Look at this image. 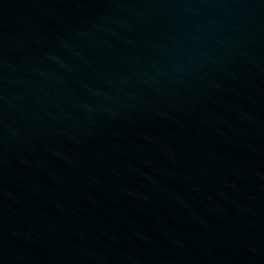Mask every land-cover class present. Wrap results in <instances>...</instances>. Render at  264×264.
<instances>
[{
    "label": "water",
    "instance_id": "obj_1",
    "mask_svg": "<svg viewBox=\"0 0 264 264\" xmlns=\"http://www.w3.org/2000/svg\"><path fill=\"white\" fill-rule=\"evenodd\" d=\"M0 264H264V0H0Z\"/></svg>",
    "mask_w": 264,
    "mask_h": 264
}]
</instances>
